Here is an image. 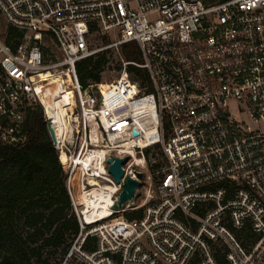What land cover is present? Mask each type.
I'll return each mask as SVG.
<instances>
[{
	"label": "built area",
	"instance_id": "2783aa9c",
	"mask_svg": "<svg viewBox=\"0 0 264 264\" xmlns=\"http://www.w3.org/2000/svg\"><path fill=\"white\" fill-rule=\"evenodd\" d=\"M0 18L23 35L14 53L0 40V144L23 145L26 110L42 109L79 225L62 264H264V0H0ZM128 43L140 63L120 58ZM106 50L117 77L82 86L76 64ZM109 158L127 159L119 184ZM136 174L119 213L81 206L93 181L111 212Z\"/></svg>",
	"mask_w": 264,
	"mask_h": 264
},
{
	"label": "trees",
	"instance_id": "16d2710c",
	"mask_svg": "<svg viewBox=\"0 0 264 264\" xmlns=\"http://www.w3.org/2000/svg\"><path fill=\"white\" fill-rule=\"evenodd\" d=\"M22 39L20 32L6 27L3 41L12 53ZM114 56L113 51L106 50L79 61L76 64L79 83L82 86L89 82L98 84L106 71H118L120 64ZM119 56L126 62L140 63L135 43L122 45ZM128 74L132 81L148 84L144 70L129 67ZM22 128L23 145L0 144V264H62L79 231L65 185L66 174L51 144L39 106L26 110ZM150 152L161 159L158 162L152 156L154 163L149 165V172L154 174L165 164V159L160 148L154 147L146 151L147 160ZM141 214L138 210L126 212L122 217L131 221ZM95 247V238L87 237L84 249L92 252Z\"/></svg>",
	"mask_w": 264,
	"mask_h": 264
},
{
	"label": "water",
	"instance_id": "95a60500",
	"mask_svg": "<svg viewBox=\"0 0 264 264\" xmlns=\"http://www.w3.org/2000/svg\"><path fill=\"white\" fill-rule=\"evenodd\" d=\"M46 130L48 133V136L51 141H53V132L51 127L47 124ZM134 136H136V133H133ZM127 161L126 158L124 159H118V158H109L107 160L108 174L113 178L114 182L116 184L120 183V180L123 177V170L121 169V166ZM136 180L131 179L130 177H125L123 179V183L121 185V190L118 196L115 198L113 203L110 206L109 215H113L115 213H119L121 210H123V207L125 205H129V203L134 198V193L137 188L140 186V181L142 179V176L140 174H136L135 176Z\"/></svg>",
	"mask_w": 264,
	"mask_h": 264
},
{
	"label": "bare ground",
	"instance_id": "6f19581e",
	"mask_svg": "<svg viewBox=\"0 0 264 264\" xmlns=\"http://www.w3.org/2000/svg\"><path fill=\"white\" fill-rule=\"evenodd\" d=\"M63 95V97L56 98L53 100V103L60 104L62 101L67 103L69 102L68 96ZM48 97V96H47ZM49 98V97H48ZM62 162L65 161V159L62 157ZM91 186L93 190L91 191L90 195L87 197L86 195L80 194L79 196V202L81 206H85L86 209L89 210V213L92 215L93 218H97L99 220H102L104 218H107L109 216V210L107 207L110 205V194L111 188L108 187H102L95 188L96 184L93 181H90Z\"/></svg>",
	"mask_w": 264,
	"mask_h": 264
},
{
	"label": "rangeland",
	"instance_id": "374dc122",
	"mask_svg": "<svg viewBox=\"0 0 264 264\" xmlns=\"http://www.w3.org/2000/svg\"><path fill=\"white\" fill-rule=\"evenodd\" d=\"M5 29H6V27H5L3 21L0 18V40H2V41H3L4 36H5ZM44 43H45L46 47L50 51L53 52V54H55V55L58 54L56 48L53 46V44L51 43L50 40H45ZM114 60L115 61L117 60V55H116V57L114 56ZM113 65H114V63L112 64V68H113ZM117 74L118 73H117V70L116 69H112V70L106 71L104 74H102V82H106V83L112 82L117 77ZM148 156H149V158H151L152 156H154V158H156L158 160V162H161V159L159 158V156L157 154H155L154 152H150V154ZM149 164H153L151 159L149 161ZM67 264H75V263L74 262H69Z\"/></svg>",
	"mask_w": 264,
	"mask_h": 264
}]
</instances>
